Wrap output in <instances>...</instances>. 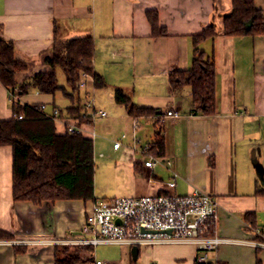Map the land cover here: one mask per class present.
<instances>
[{
    "label": "crops",
    "instance_id": "obj_1",
    "mask_svg": "<svg viewBox=\"0 0 264 264\" xmlns=\"http://www.w3.org/2000/svg\"><path fill=\"white\" fill-rule=\"evenodd\" d=\"M246 1L264 14V0ZM230 10L231 0H0V37L12 42L16 58L29 66L27 74L45 69L43 60L50 54L54 22L65 39L92 37L93 68L107 84L93 89L94 96L107 94L108 120L123 133L111 146L94 121L106 120L108 114L95 106V111H104L106 116L92 118L84 109L90 122L65 116L54 125L57 134H65L64 126L70 125L92 140L95 163L97 158L115 159L113 193L107 189L98 193L94 174L95 199L168 192L184 195L197 188L216 200L217 233L231 241L210 252L209 262L264 264V249L252 245L255 235L244 219L250 213L255 225L264 228V34L222 35L223 19ZM149 11L157 13L166 36H152L146 17ZM209 24L215 25L218 34L201 43L200 49L214 63L216 109L214 114L201 115L191 111L189 88L171 89L169 74L190 69L191 36ZM115 89L131 95L136 105L161 114L132 119L123 105L114 102ZM56 97V93L52 96L32 89L19 97V102L45 105L46 112L69 105L68 99ZM8 98L0 84V120L12 116ZM170 110L179 117L167 116ZM157 122L163 138L162 155L169 164L164 161L147 168L143 165L146 157L132 146L135 138L139 145L154 142ZM98 138L106 143L99 146ZM116 141L121 143L117 149L113 148ZM173 172L178 177L170 190L165 184ZM93 201L40 206L14 203L12 149L0 146V230L16 239L61 237L80 229ZM107 244L118 245L122 256L116 263L105 264H194L197 255L190 243ZM12 246L0 242V264H53V247L27 246V252L15 254Z\"/></svg>",
    "mask_w": 264,
    "mask_h": 264
},
{
    "label": "trees",
    "instance_id": "obj_2",
    "mask_svg": "<svg viewBox=\"0 0 264 264\" xmlns=\"http://www.w3.org/2000/svg\"><path fill=\"white\" fill-rule=\"evenodd\" d=\"M153 37L167 35L160 26L154 11L146 13ZM222 35H263L264 14L251 1L231 0L230 13L224 17ZM214 24L204 27L200 33L191 36L192 60L188 70H175L169 74V85L176 91L189 88L191 111L194 114L211 115L216 109V75L214 63L204 51L201 43L213 40L217 35ZM94 44L91 36L65 39L59 25L54 22L50 54L44 58L45 69L27 74L28 64L15 56L12 42L0 37V84L7 90L8 97L16 98L35 89L39 93L55 95L60 91L69 105L60 109L59 118L82 117L85 114L83 96L78 87L81 74L91 77L94 89L107 87L104 78L93 68ZM64 74L66 86H59L56 70ZM24 75L23 78L19 76ZM69 88L72 92L67 91ZM113 99L123 105L127 115L134 120L141 117L160 115L153 108L136 105L131 95L122 89H115ZM11 101L12 116L0 120V146L12 149V200L14 203L29 202L40 206L56 201L95 200V162L92 140L79 133L57 134L54 121L46 113L32 105ZM58 108V107H53ZM18 116H22L21 119ZM85 119L90 122V117ZM156 140L149 143L151 154L163 153L161 127L155 124ZM244 219L251 231L258 228L250 213ZM14 234L0 230V242L15 240ZM257 241L261 240L255 235ZM15 254L28 250L24 245H13ZM53 264H91V246H54ZM211 263V262H210ZM199 264L196 261L195 263Z\"/></svg>",
    "mask_w": 264,
    "mask_h": 264
},
{
    "label": "built area",
    "instance_id": "obj_3",
    "mask_svg": "<svg viewBox=\"0 0 264 264\" xmlns=\"http://www.w3.org/2000/svg\"><path fill=\"white\" fill-rule=\"evenodd\" d=\"M91 77L81 74L78 81L83 89L86 87L85 79ZM9 102L17 101L9 97ZM19 101V100H18ZM90 117L106 116L104 111H95L93 98L83 103ZM35 108V106H33ZM39 109L54 121L60 120L59 108H51L46 112L45 105H38ZM81 118L85 119V115ZM167 116L178 118L175 111H167ZM19 119L22 116H18ZM136 129V123L133 125ZM63 132H75L83 135L80 129L66 125ZM124 137V136H123ZM121 143L114 142L117 149ZM149 143L139 145L135 138L132 150L146 157L144 167L151 168L155 164H169L168 160L159 152L151 154ZM176 173L165 184L168 189H174ZM218 206L214 197L197 188H191L184 195L174 193L142 195L134 197L99 198L92 202V207L86 212L82 226L78 231H68L65 235L55 238L15 239L6 241L12 245L24 246H91L107 243H120L129 245H150L157 243L181 242L194 245L199 264H213L209 262L208 254L216 250L221 244L231 242L222 238L216 230ZM254 235L261 240L251 242L256 248L264 249V230L256 229ZM92 256V255H91ZM93 257L91 264H105L104 261ZM215 264V263H214Z\"/></svg>",
    "mask_w": 264,
    "mask_h": 264
},
{
    "label": "rangeland",
    "instance_id": "obj_4",
    "mask_svg": "<svg viewBox=\"0 0 264 264\" xmlns=\"http://www.w3.org/2000/svg\"><path fill=\"white\" fill-rule=\"evenodd\" d=\"M56 75H57L58 85L66 86L64 74L62 73L60 69L56 70ZM85 81H86V87L83 89L78 84V87H79V90L82 96H83V93L87 92L86 95H84L86 97L83 99L82 103L85 102V100L88 98H93L94 106L99 109H104L105 112L108 114V116L106 117V120L105 119L97 120L94 117L92 116L91 117L94 118V121L96 120L95 121L96 130L100 131L104 137H107L112 146V142L114 140L120 139V136L123 132H122V129L117 124H114V122L112 121L110 122L108 120L111 117V112L109 110L110 100L108 99V96L106 93L105 95H101V96L95 95L94 96L95 90H93L94 88L92 87V81L89 78H86ZM88 81H91V83H89ZM67 91L69 93L72 92L69 88H67ZM56 94H57V97H56L57 100L59 98H62L63 101L66 100V98L62 95L60 91L56 92ZM82 115L84 116V114ZM85 116H88V115H85ZM101 123H104V124L101 127H99ZM96 141H97L96 143H98L99 146L106 143V140L104 141V140H101L100 138H98ZM98 144H97V147H98ZM95 161H96L95 178H96V187L98 190L97 192L99 193V190L101 189H107V191H110L113 193L112 185L115 184L114 183L115 178H114L112 167H113V163L115 162V159L113 157H109L107 159L97 158L95 159ZM91 255L102 261H107L109 263H116V261L119 260L120 256H122V251L119 248V246L116 244H107V245L104 244V245H99L95 247L94 252H92Z\"/></svg>",
    "mask_w": 264,
    "mask_h": 264
},
{
    "label": "bare ground",
    "instance_id": "obj_5",
    "mask_svg": "<svg viewBox=\"0 0 264 264\" xmlns=\"http://www.w3.org/2000/svg\"><path fill=\"white\" fill-rule=\"evenodd\" d=\"M215 263V262H214Z\"/></svg>",
    "mask_w": 264,
    "mask_h": 264
}]
</instances>
